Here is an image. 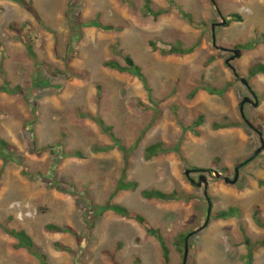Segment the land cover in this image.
I'll return each mask as SVG.
<instances>
[{"label":"rangeland","instance_id":"obj_1","mask_svg":"<svg viewBox=\"0 0 264 264\" xmlns=\"http://www.w3.org/2000/svg\"><path fill=\"white\" fill-rule=\"evenodd\" d=\"M213 1L216 8L211 0H0V87L15 91L0 92V139L13 147L10 160L0 156V222L25 230L47 264H162L156 237L136 222L111 211L89 217L92 206L109 204L122 179L120 145L129 149L125 181L137 187L119 190L110 203L140 213L160 231L169 264L183 262L174 246L180 234L194 233L186 264H248L245 238L251 245L264 242V228L254 220L256 215L264 224V151L239 170L234 185L215 177L234 178L235 167L261 145L255 130L264 139V75L249 76L252 66L264 64V0ZM147 2L167 12L145 16ZM218 11L226 21L234 14L241 19L215 28L214 47ZM97 21L122 29L87 25ZM19 36L32 45L37 63ZM175 46L194 50L163 52ZM220 48L241 51L231 63L236 75L225 65L233 53ZM127 56L146 86L104 66L115 61L124 67ZM241 78L258 98L257 107L244 106L254 130L239 112L243 98L252 99ZM232 122L239 126L213 128ZM155 143L168 152L145 160L144 149ZM200 176L207 181L206 196ZM150 189L177 191L186 200L144 199L141 191ZM207 198L211 214L203 227ZM230 207L240 210L237 218L212 219ZM49 224L71 227L81 242L46 232ZM16 243L0 229V264H41ZM250 264H264V246Z\"/></svg>","mask_w":264,"mask_h":264},{"label":"trees","instance_id":"obj_2","mask_svg":"<svg viewBox=\"0 0 264 264\" xmlns=\"http://www.w3.org/2000/svg\"><path fill=\"white\" fill-rule=\"evenodd\" d=\"M20 2L25 3L24 1H20ZM169 3L173 4L171 1H169ZM166 12H167L166 10H158V11L152 10V8H150V6H149V2H147V5L144 7V15L145 16H152L154 19L158 18L162 14H165ZM179 13L182 16V18L185 19L190 25H192V26L195 25V22L193 21L192 16L190 14L185 13L181 9H179ZM232 19L240 20L241 18L236 14L230 15L229 20H227L226 25H229L232 22ZM87 25L94 26L100 31H112V30H119L120 31L122 29L121 27L115 28V27L110 26V25H103L102 23H100L98 21L92 22V23H87ZM263 38H264V35H263ZM19 39L22 42V44L24 45L25 51H26L28 57L37 63V55H36L32 45L22 36H19ZM236 47L242 48V49L245 48V46H243V45L236 46ZM193 50H194L193 47L184 49V48H181L179 46L178 47L175 46V47H171L170 49H168V51H163V52L165 54L184 55V54H190ZM217 59H218V56L210 57L206 61L205 65L208 66L210 63H212L213 61H215ZM125 63H126V65L124 67H122L115 61H109V62H106L104 64V66H106L110 69L122 72V73H128L130 75H133L134 77L138 78L146 86V79H145V76L142 74L140 67L138 65H136L135 62L129 56L125 57ZM0 73L2 74L1 69H0ZM258 74L264 75V64L263 63L255 64L249 70V76L254 77ZM206 90L212 94H217V95L221 94V92H222L219 90H212V89H206ZM2 91L5 93H9V94L15 93V91L13 89L8 88L7 85L3 86V88L0 87V92H2ZM194 94H195V92L191 93L190 97H193ZM202 121H203V117L202 116L198 117L194 122L195 128L200 126ZM98 124L104 133L113 137L112 136L113 133H112L111 128L106 126L104 121L100 120V121H98ZM238 126H239V124L235 123V122H232V123H215L213 125V128L215 130H221V129H227V128H237ZM120 150L123 153L122 179H121L120 183L118 184L115 192L111 195L109 204L102 206V207L92 206L91 211L89 213V217L93 218V220H96L98 217L103 215L105 212L111 211L115 215H117L121 218L136 222L137 224L142 226L145 230H147L150 234H153L156 237L157 241L159 242L161 252H162V264H169V262H170L169 249L167 248L166 243H165L163 236L161 235L160 231L158 229H154L153 227H151L148 220L143 215H141L140 213L133 211V210H129L128 208L121 206L119 204L110 203L111 200L113 199V197L115 196V194L119 190H129V189L134 190L137 187V183L125 181L126 172H127V169L130 165L129 161H128L129 149L123 145H120ZM166 152H168V150L164 148L162 143H155V144H151V145L147 146L144 149L143 156H144L145 160H150L151 158L157 157L162 153L165 154ZM11 153H13V147L11 145H9L8 143H6L5 141L0 139V156L4 160L5 159L10 160L11 158H9L10 157L9 154H11ZM72 156L82 157L81 153H79V152L73 153ZM141 196L147 200H158V201H164V202L186 200V196L181 195L177 191H173L171 193H166V192H162V191L155 190V189L142 190ZM239 215H240L239 209L234 208V207H230L226 210H221L219 212L212 214L211 217H212V219H216V220H229L231 218H237ZM254 220L256 221V223L259 226H262L264 228V224H262L257 219L256 215H254ZM0 229L3 230L8 236H10L11 238H14L17 241V243L15 244V248L25 249L29 254L36 257L41 262V264H47L46 263V256L43 253L42 249L35 244L33 239L28 235V233L25 230H23V229L15 230L13 228H9L6 224L1 223V222H0ZM45 231L50 232V233L71 234L77 239V241L79 243L81 242V238L77 235L76 231L74 229H72L71 227H68V226H59V225L49 224V225L45 226ZM189 235H190L189 233L188 234H180L175 238L174 246H175L177 251L184 253L186 239ZM188 241H189V239H188ZM245 244H246L247 250H248V253H247L248 264H250L254 253L256 252V250L258 248L264 246V242H257V243H254L253 245H251L249 239L245 238ZM56 247L58 249L63 248L59 244H57ZM61 250L68 251V249H61Z\"/></svg>","mask_w":264,"mask_h":264},{"label":"water","instance_id":"obj_3","mask_svg":"<svg viewBox=\"0 0 264 264\" xmlns=\"http://www.w3.org/2000/svg\"><path fill=\"white\" fill-rule=\"evenodd\" d=\"M211 2L213 3L214 7L216 8V4L213 0H211ZM218 14L219 16L221 17L222 19V22L221 23H217V24H213L211 29H212V45L214 47H216V36H215V28L216 27H220V26H225L227 21L226 19L223 17V15L221 14L220 11H218ZM222 51H224L225 49L224 48H221ZM232 53L233 55L229 58H227L225 60V65L228 66L232 71L233 73L236 75V71L234 69V67L231 65V63L236 59L238 58L240 55H241V51L240 50H232ZM241 83L247 88L249 94L252 96V99L249 98V97H245L241 102H240V106H239V112L241 114V117L242 119L244 120V122L249 126V127H252V125L246 120L245 118V115H244V106L246 104H251L253 107H257L258 106V98H257V95L255 94V92H253L252 88L249 86L248 82L244 79V78H241L240 79ZM260 138V147L251 155V157H249L247 160L239 163L236 167H235V175H234V178L233 179H230L228 177H223L220 173H215V177L218 178V179H223V181L227 184H231V185H234L237 180H238V176H239V170L245 166L246 164H248L249 162H251L252 160H254L259 154H261L263 151H264V139H263V136L262 134L255 130ZM186 175H188V173L186 172ZM198 185L201 186L203 185L204 187V194L205 196L207 195V181L204 179V177L200 176L199 177V182H198ZM207 202H208V210H207V218H206V221L204 223V226L205 227L209 221V218H210V214H211V202L210 200L207 198ZM191 234H194V233H191ZM191 234L187 237L186 239V244H185V248H184V253H183V262L182 264H186L187 263V256H188V239L189 237L191 236Z\"/></svg>","mask_w":264,"mask_h":264},{"label":"flooded vegetation","instance_id":"obj_4","mask_svg":"<svg viewBox=\"0 0 264 264\" xmlns=\"http://www.w3.org/2000/svg\"><path fill=\"white\" fill-rule=\"evenodd\" d=\"M221 49V48H220ZM225 50L223 51V52H225V53H231L232 52V50L231 49H228V48H224ZM231 57V56H230ZM247 89V88H246ZM254 92V91H253ZM252 97V96H251ZM245 98V97H244ZM243 98V99H244ZM249 105H251V104H249ZM253 130H254V128L253 127H251Z\"/></svg>","mask_w":264,"mask_h":264}]
</instances>
